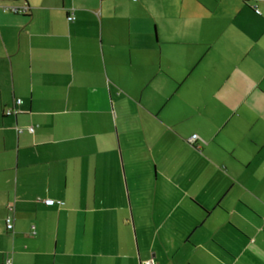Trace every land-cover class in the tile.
<instances>
[{"label":"crops","instance_id":"0c3cea01","mask_svg":"<svg viewBox=\"0 0 264 264\" xmlns=\"http://www.w3.org/2000/svg\"><path fill=\"white\" fill-rule=\"evenodd\" d=\"M150 258L264 264V0H0V264Z\"/></svg>","mask_w":264,"mask_h":264},{"label":"built area","instance_id":"2783aa9c","mask_svg":"<svg viewBox=\"0 0 264 264\" xmlns=\"http://www.w3.org/2000/svg\"><path fill=\"white\" fill-rule=\"evenodd\" d=\"M6 10H8V11H12V12H14L15 11V13H26V11H29V9H28V7L27 6H23V7H21V8H18V7H11V8H6ZM74 13V11H71L70 13H69V16H68V21L69 22H72V21H74L75 20V15L73 14ZM20 103H21V100H17V102L15 103V105L16 106H18V105H20ZM16 106H15V108H13V109H9V110H7L6 112H5V114L7 115V116H11V115H17V114H19L20 113V111L19 110H17L16 109ZM34 128L33 127H30L29 128V130H28V132H31V133H33L34 131ZM198 136L196 135H194L193 137H191L192 139H191V141L192 142H195L198 138H197ZM45 204L46 205H48V206H53V205H55V204H63V202H56V201H54V200H46L45 201ZM14 207H13V205H10L9 206V212H10V214H8V216L6 217V219H5V224H6V228H7V230L9 231V232H13V230H14V216H13V212H14ZM32 234L33 235H35L36 234V231H35V227H32ZM12 262V259H7V261H5V263L4 264H13V263H11ZM142 264H155V261L153 260V259H149V260H147V261H144Z\"/></svg>","mask_w":264,"mask_h":264},{"label":"rangeland","instance_id":"374dc122","mask_svg":"<svg viewBox=\"0 0 264 264\" xmlns=\"http://www.w3.org/2000/svg\"><path fill=\"white\" fill-rule=\"evenodd\" d=\"M159 185H161V182L159 183Z\"/></svg>","mask_w":264,"mask_h":264}]
</instances>
